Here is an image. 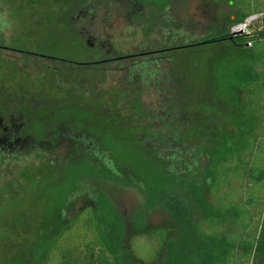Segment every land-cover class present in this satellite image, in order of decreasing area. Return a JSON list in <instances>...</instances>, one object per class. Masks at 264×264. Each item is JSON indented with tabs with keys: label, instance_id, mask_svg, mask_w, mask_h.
<instances>
[{
	"label": "trees",
	"instance_id": "16d2710c",
	"mask_svg": "<svg viewBox=\"0 0 264 264\" xmlns=\"http://www.w3.org/2000/svg\"><path fill=\"white\" fill-rule=\"evenodd\" d=\"M137 1L143 6L165 0ZM232 2L228 26L192 43V47L223 45L237 58L232 65L228 61L221 65L220 60L211 64V90L213 98L225 106L223 120L199 122L201 115L192 112L189 119L179 116L166 125L169 136L161 132L150 138H127L101 124L80 125L76 115L69 123L56 120L51 126L50 152L60 144L62 131L72 143L68 158L59 164L56 183L51 184L57 202L77 189L83 175L92 173L101 180L139 188L149 208H162L171 216L175 222L172 228L155 231L146 243L135 240L133 253L147 264H264V162L262 153L256 157L251 150L264 135V68L258 69L261 55L248 58L245 52L250 41L264 42V16L254 26L252 37L230 34L233 24L253 14L264 15V0ZM25 11L23 19L17 18L21 28L26 24L22 20L34 10ZM100 80L89 91L99 100L101 115L108 117L106 114L113 113L108 106L111 96L104 97ZM235 87L245 92L244 102ZM183 111L188 114L189 109ZM211 112L218 118L214 109ZM121 117L117 118L120 128H130L132 120ZM45 134L38 130L37 144L47 141ZM38 156L43 162L34 161ZM47 156L48 152H35L18 167L35 169L37 174L39 168L54 162ZM3 162L6 160L0 157ZM230 181L237 185L222 200L211 204L205 199L207 187L217 193ZM98 194L96 208H81L69 217L65 214L73 209L61 210L29 252L5 264H122L119 243L123 224L106 195ZM243 210L258 221L236 237L225 225L240 224ZM199 214L204 217L196 218ZM143 245L151 250L147 258L136 250Z\"/></svg>",
	"mask_w": 264,
	"mask_h": 264
},
{
	"label": "rangeland",
	"instance_id": "374dc122",
	"mask_svg": "<svg viewBox=\"0 0 264 264\" xmlns=\"http://www.w3.org/2000/svg\"><path fill=\"white\" fill-rule=\"evenodd\" d=\"M8 1L14 17L19 19L25 16L23 9H26L25 13L27 10L36 11L42 18L44 32H50V38L58 39L64 50V46L70 49L77 38H81L75 31V24L62 20L69 8L77 6V0ZM87 1L100 8L93 13L96 21L92 29L94 34L99 33L106 38L107 47L120 56L144 54L135 59L116 61L109 70H104L91 65L49 60L33 52L24 53L17 45L7 43L10 50L0 49V54L10 53L16 58L59 67L65 72L87 74L93 83L101 79L99 87L104 97L111 96L108 106L113 113L103 117L98 99L66 89L57 96L58 106L42 112L41 119L35 125L33 123L31 131L34 134L38 130L50 131L56 120L69 123L72 115L79 117L80 125L86 122L101 124L127 138L132 135L150 138L161 132L169 136L166 125L179 116L187 120L192 112L201 115L199 122L224 119L225 106L213 98L211 90V64L213 60H220L221 65L227 61L228 65H232L237 58L227 51L226 46L192 47V43L228 26L233 15L232 0H165L143 6L137 0ZM16 28L14 31L4 28V37L17 34ZM245 52L248 58L261 55L258 69L264 68V42L247 47ZM235 91L240 101L244 102L245 92L236 87ZM183 108L189 109L188 114ZM210 108L216 111L218 118L212 115ZM121 116L132 120L130 128H120L117 118ZM258 144V147L252 144L251 150L256 157L262 153L260 159L264 162V135L260 136ZM68 149L64 144L53 147L46 159L54 162L41 168L37 166V174L34 173L35 169L24 171L23 167H18L22 161L30 160L35 150L27 149L26 153L17 157H3L6 162L0 163V264L9 263L29 252L37 239L47 233L45 230L50 229L61 210L73 209L65 214L69 217L81 208H96L98 204L95 198L100 192L106 195V201L123 224L119 243L121 263L147 264L133 253L135 240L146 243L155 231L172 228L175 222L171 216L162 208H149L139 188L101 180L92 173L83 175L76 183L77 189L71 191L62 202H57L51 184L56 183L59 164L68 158ZM38 150L43 152L42 149ZM39 159L38 156L34 161L43 162ZM17 167L18 172L14 175ZM236 185V181H230L217 193H212L207 187L205 199L214 204L231 193ZM201 217L204 214L196 215V218ZM257 221L258 218L253 220L251 214L243 210L240 224H226L225 230L229 229L238 237L253 224L255 226ZM137 248V252L146 258L151 254L145 245Z\"/></svg>",
	"mask_w": 264,
	"mask_h": 264
},
{
	"label": "flooded vegetation",
	"instance_id": "af4514ba",
	"mask_svg": "<svg viewBox=\"0 0 264 264\" xmlns=\"http://www.w3.org/2000/svg\"><path fill=\"white\" fill-rule=\"evenodd\" d=\"M77 1V6L70 8L62 20L75 24V31L81 38H77L70 49L64 46V50L58 39L50 38L41 30L43 21L36 11L27 15L26 24L21 28L17 26L18 20L11 5L0 0V49L9 51L8 44L17 45L24 53L33 52L49 60L91 65L104 70H109L116 61L135 59L144 54L120 56L107 47L106 38L99 33L94 34L92 29L96 21L93 13L100 8L87 0ZM14 27H17L15 31L18 35L5 38L4 28L14 31ZM93 82L87 74L65 72L59 67L19 59L10 53L0 54V157L23 155L27 149L35 150L33 153L38 149L50 153L51 131L45 130L47 141L37 144L31 131L33 123L35 125L41 119L42 112L58 106L57 96L66 89L71 93L75 91L93 96V92L89 91ZM65 133H61L60 144L70 149L72 143Z\"/></svg>",
	"mask_w": 264,
	"mask_h": 264
},
{
	"label": "built area",
	"instance_id": "2783aa9c",
	"mask_svg": "<svg viewBox=\"0 0 264 264\" xmlns=\"http://www.w3.org/2000/svg\"><path fill=\"white\" fill-rule=\"evenodd\" d=\"M263 14H253L248 16L243 22L233 24L230 27V34L233 37L250 38L253 36L254 26L263 19ZM253 45L252 41L247 44V47Z\"/></svg>",
	"mask_w": 264,
	"mask_h": 264
}]
</instances>
